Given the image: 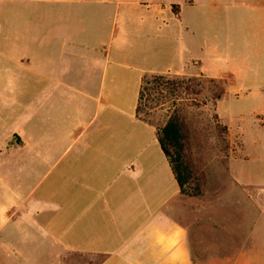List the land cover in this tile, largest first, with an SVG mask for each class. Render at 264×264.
<instances>
[{"label": "crops", "instance_id": "0c3cea01", "mask_svg": "<svg viewBox=\"0 0 264 264\" xmlns=\"http://www.w3.org/2000/svg\"><path fill=\"white\" fill-rule=\"evenodd\" d=\"M207 4L198 29L214 15L232 26L233 56L258 94L235 90L219 56H192L183 13L194 0H0V264H199L203 201L180 193L135 107L145 74H201L223 80L215 111L229 129L246 138L250 117L251 131L264 127L253 118L264 114V0ZM166 57L173 69L158 70ZM238 92L262 103L232 124L217 106ZM231 160L232 176L263 185L252 181L260 167L244 175Z\"/></svg>", "mask_w": 264, "mask_h": 264}, {"label": "rangeland", "instance_id": "374dc122", "mask_svg": "<svg viewBox=\"0 0 264 264\" xmlns=\"http://www.w3.org/2000/svg\"><path fill=\"white\" fill-rule=\"evenodd\" d=\"M194 1L195 5L187 7L189 11L185 10L183 13V17L193 20L195 27L194 33L187 42L192 56L203 60L219 56L224 66L237 79L234 89H243L244 92L246 88L250 89L252 86L256 93L255 87L258 82L253 80L249 70L234 58L232 35L229 38L226 37V34H231L232 26L220 25L217 23L218 17L209 16V30L207 33H202L198 29L200 14L206 9L208 0ZM209 8L216 7L209 6ZM162 19H165L164 16ZM161 37L162 40L168 39V28H162ZM173 66L166 57L158 70L167 72L172 70ZM193 70L192 67H188L186 73ZM229 92L232 91L229 90ZM242 93H239L237 98L228 93L225 100L217 106L220 115L229 123H235V116L239 110L256 108L262 103V96L242 95ZM166 107L167 104L159 106L151 114V118L163 120L167 114ZM210 114L211 111L201 113L193 111L188 118L190 127L195 131V137L199 139L194 152L200 158L206 173L205 192L201 197H197L203 201L204 208L197 212L199 224L193 226V235H202L204 239L199 248H194V252L197 253L199 264H264V232L260 230L264 222V127L256 126L251 131L249 128L251 117L244 119L248 131L246 138L249 143L247 144L246 138L241 136L239 129L234 127L229 129L226 126L228 146L223 149L219 137L215 135L212 124L209 122ZM253 118L255 123L258 121L264 123V114L259 115L260 120L257 117ZM220 121L224 124L221 119ZM147 131V137L152 138L153 141L154 131L151 128ZM116 135H122L121 131ZM254 140L256 143H253ZM152 145L155 151L161 153L155 141ZM76 148L77 146L72 149V152ZM69 157L67 156L63 161H67ZM231 157L235 158L234 162L237 161L240 165L238 170L241 174L247 175L249 171L259 170L260 167L263 175L255 176L252 181L263 185L248 184V176L246 178L242 176L239 179L232 176L229 171ZM53 177L52 175L48 177L45 183ZM79 178L83 179L82 176ZM244 178L247 183L243 182ZM39 189H41L40 184ZM85 260L89 264L95 261V258L91 261L86 256Z\"/></svg>", "mask_w": 264, "mask_h": 264}, {"label": "trees", "instance_id": "16d2710c", "mask_svg": "<svg viewBox=\"0 0 264 264\" xmlns=\"http://www.w3.org/2000/svg\"><path fill=\"white\" fill-rule=\"evenodd\" d=\"M172 8H178L173 5ZM175 13V10H174ZM225 93L222 79L202 76L169 77L165 74H145L140 82L135 115L155 127V136L168 160L182 195L201 197L206 188V173L194 152L198 137L190 127L191 113L211 111V122L222 148L227 145L228 129L216 111V102ZM167 102V103H165ZM167 104L163 120H153L151 114Z\"/></svg>", "mask_w": 264, "mask_h": 264}]
</instances>
